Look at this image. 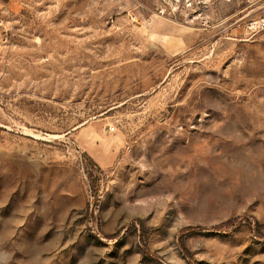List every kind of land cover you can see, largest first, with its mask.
<instances>
[{"label":"rangeland","instance_id":"obj_1","mask_svg":"<svg viewBox=\"0 0 264 264\" xmlns=\"http://www.w3.org/2000/svg\"><path fill=\"white\" fill-rule=\"evenodd\" d=\"M261 2L0 0V264H264Z\"/></svg>","mask_w":264,"mask_h":264},{"label":"built area","instance_id":"obj_2","mask_svg":"<svg viewBox=\"0 0 264 264\" xmlns=\"http://www.w3.org/2000/svg\"><path fill=\"white\" fill-rule=\"evenodd\" d=\"M252 3H257L261 0H248ZM262 8V15L258 18H256L255 20L252 21L250 28L252 31H260L264 29V0H262L261 2V6ZM115 127H112L111 130H114Z\"/></svg>","mask_w":264,"mask_h":264}]
</instances>
